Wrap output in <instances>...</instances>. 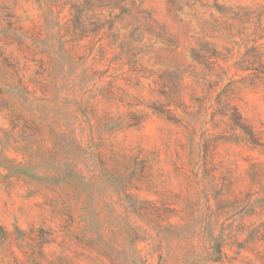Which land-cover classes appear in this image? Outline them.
Listing matches in <instances>:
<instances>
[{"label": "rangeland", "instance_id": "1", "mask_svg": "<svg viewBox=\"0 0 264 264\" xmlns=\"http://www.w3.org/2000/svg\"><path fill=\"white\" fill-rule=\"evenodd\" d=\"M0 264H264V0H0Z\"/></svg>", "mask_w": 264, "mask_h": 264}, {"label": "trees", "instance_id": "2", "mask_svg": "<svg viewBox=\"0 0 264 264\" xmlns=\"http://www.w3.org/2000/svg\"><path fill=\"white\" fill-rule=\"evenodd\" d=\"M217 105H219V109H220L218 114H223V116H228L230 118V121H231L230 127L233 130L241 131L244 134L246 133L248 136V139H246V138H243V139L246 142L250 143L254 147L259 146L258 135L255 133V131L252 129V127L245 122V120L242 118V116L239 113L236 106L232 105L230 103V101H217ZM172 106H174L176 110L180 109L182 112H185V111H183V108H182L183 103H182V98L180 95H178L174 99V101H172ZM219 191H220L219 192L220 199L218 198V199H216V201L221 203L223 195H222V191L221 190H219ZM122 192L124 194L125 189L123 191H121V193ZM128 204H130V203H128ZM130 206L132 207V204ZM133 208L134 207H132V209ZM172 229H174V228L172 227ZM160 232L163 234L162 236H164V237L170 235V232L165 231L164 229H159L158 233H160ZM201 233L204 234L206 232L204 230H201ZM207 233H208V235L205 237V239H206V241H210L211 244L209 245L210 249L208 247V250L206 253V259L211 261V262H217L220 260L221 255H222V250H221V247L223 244V240L221 239L222 237L220 235H215L213 233V230L210 228L207 231ZM129 240H130L131 244L136 241L133 234L129 233Z\"/></svg>", "mask_w": 264, "mask_h": 264}]
</instances>
